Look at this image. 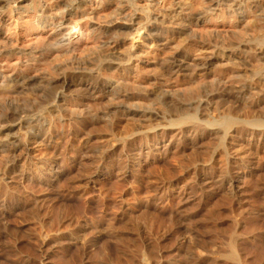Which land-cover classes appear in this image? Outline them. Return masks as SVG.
Here are the masks:
<instances>
[{
  "label": "rangeland",
  "instance_id": "374dc122",
  "mask_svg": "<svg viewBox=\"0 0 264 264\" xmlns=\"http://www.w3.org/2000/svg\"><path fill=\"white\" fill-rule=\"evenodd\" d=\"M86 1L90 12L79 23L83 39L79 43L78 36L71 39L74 56H79L83 45L98 46L87 37V18L95 25L115 19H105L97 8L98 0ZM167 3V9L175 7L174 11L184 5L182 0H174L173 8ZM221 3L224 7L216 6ZM228 7L226 0H212L206 9L213 16L201 25L186 27V35L169 23L161 28L175 30L171 38L164 35L155 43L144 34L136 48L151 60H136L126 81L191 90L214 78L225 79L232 62L225 56L216 61L219 56L211 50L206 54L211 60L206 70L194 74L161 77L159 64L181 53L176 49L180 40L188 45L186 54L191 60L205 55L207 44L197 43L201 38L231 40L243 26ZM240 8L246 21L254 19L245 6ZM240 8L234 11L239 13ZM25 12L8 17L7 28H14L20 17L24 18L21 23L30 21L27 17L34 10ZM76 13L70 9L64 16L48 19L42 29L17 39L12 30L5 38L12 46L31 45L52 35L55 22L70 19L74 25ZM115 25L135 28L122 20ZM6 61L0 58L3 66ZM24 62L14 59L12 64ZM241 66H235V71L245 74L247 69ZM77 77L61 90L76 99L81 116L59 119L57 113L46 116L43 126L15 128L9 135L17 144L13 156L7 158L0 152V264H231L228 256L233 253L241 256L238 264H260L258 254L264 253V135L235 132L222 148L213 135L216 129L200 134L181 132L162 119L146 122L139 113L132 116L130 111L107 109L104 95L82 91ZM220 103L213 98L199 107L207 119L216 118V107L224 105ZM230 104L220 107L221 111L233 106L241 117L248 113L256 117L264 113V93L258 102ZM95 112L115 114L111 121L107 114L104 122L97 123ZM28 131H38L39 137L29 141ZM7 188L16 195L14 201L1 193ZM28 201L36 204L30 206Z\"/></svg>",
  "mask_w": 264,
  "mask_h": 264
},
{
  "label": "bare ground",
  "instance_id": "6f19581e",
  "mask_svg": "<svg viewBox=\"0 0 264 264\" xmlns=\"http://www.w3.org/2000/svg\"><path fill=\"white\" fill-rule=\"evenodd\" d=\"M160 1L163 3L160 4ZM145 2L143 4L140 0H98L97 8H100V12H104L105 19L113 16L115 19L106 21L105 25H95L87 18L86 24L90 26L87 37L98 46L89 48L83 45L78 51L79 56H74L71 51L73 49L71 39L78 36L77 43L83 39L81 21L90 12L86 0H0V58L7 59L4 66L0 62V152L5 154V157L11 158L17 148V144L9 140V135L15 128L21 131L33 127V124L38 127L43 126L46 116L51 117L57 113L59 119L67 117L77 119L82 115L76 99L62 91L66 83L77 76L80 78L82 91L90 92L91 95L97 93L104 95L107 109L130 111L132 116L139 113L146 122L162 119L169 127L178 128L181 132L189 130L200 134L216 129L213 135L222 148L228 137L235 132L237 134L251 132L253 136L264 135V113L256 117L248 113L241 117L239 115L241 112L233 106L221 111L224 105L226 107V103L244 105L250 99H257L258 102L264 93V0H226V5L228 4L231 14L238 18L239 26H243L242 29L231 40L216 39L213 42L206 37L207 40L201 38L197 43L207 44L204 49L205 55L211 50L209 52L215 53L216 57L219 56L216 61L224 60L225 56L228 62H232L231 70L225 79L214 78L202 86L197 84L198 86L191 90L180 87L165 88L159 82L151 85L141 81L129 83L126 79L131 74L136 60L144 57L151 60L148 53L136 48V44L144 38V34L155 43H158L164 35L171 38L175 30L161 28L162 26L165 28L164 25L167 26L166 23H169L172 27H178L181 35H186L184 32L186 27L201 25L213 16L209 8L206 9L212 0L209 3L205 0H182L184 5L178 7L179 11H174V0H167L169 5L174 7L173 10L167 9L166 0ZM221 4L216 6L224 7V3ZM241 6H245L250 14L253 13L254 19L246 21L245 11L241 10ZM238 7L241 10L239 13L234 11ZM47 8L52 12L49 11L48 14ZM70 9L78 13L74 25L70 19H66L65 22H55L52 35L31 45L12 46L5 38V35L10 34L12 30L15 33L11 35L17 39L22 34L42 29L41 26L47 24L48 19L64 16ZM32 10H34L33 16L27 17L30 21L21 23L24 18L20 17L14 28L12 26L7 28L8 17H13L14 14L22 11L29 14ZM127 11L129 15L125 14ZM215 15L217 18L221 17ZM67 16L71 17L72 14ZM121 20L126 24H134L135 28L114 26L115 22ZM156 30H158L156 35H152ZM181 42L180 40L176 45V49L181 50V53L159 64L161 77L169 78L168 76L177 73L194 74L206 70L210 60L207 55L201 53L198 59L191 60L186 54L190 50L188 45ZM227 52L230 55H226ZM14 59L25 62L22 65L12 64ZM237 63L242 65L244 70L247 69L244 71L245 74L235 71V66L237 68L240 66ZM213 98L221 100L220 105H224L215 108L218 112L216 118L207 119L199 106L204 102H211ZM66 110L70 115H65ZM113 114L115 113L95 112L93 120L104 122ZM37 132L28 131L27 139L35 140L39 137ZM1 193L8 201L17 198L16 195L8 192V188L1 189ZM28 202L30 206L36 204L35 201ZM238 255L233 253L226 256L232 261L231 264H238L241 257ZM224 258L228 261L227 257ZM258 262L264 264V253L258 254Z\"/></svg>",
  "mask_w": 264,
  "mask_h": 264
}]
</instances>
